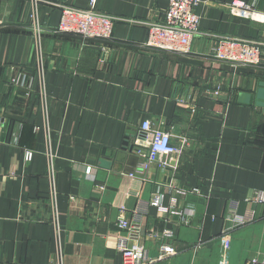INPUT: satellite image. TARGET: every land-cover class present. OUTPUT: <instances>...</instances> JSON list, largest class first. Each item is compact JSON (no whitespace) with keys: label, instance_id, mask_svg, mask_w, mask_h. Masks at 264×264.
<instances>
[{"label":"crops","instance_id":"obj_1","mask_svg":"<svg viewBox=\"0 0 264 264\" xmlns=\"http://www.w3.org/2000/svg\"><path fill=\"white\" fill-rule=\"evenodd\" d=\"M233 1L205 0L191 52L175 54L146 45L168 0H98L115 18L107 39L57 31L62 6L86 0H41L40 83L29 0H0V264H54L50 164L62 264H119L122 239L147 264H220L226 229L230 264H264V55L257 66L213 55L219 36L264 46V24L234 16ZM145 120L182 148L167 165L141 166ZM159 193L172 211L151 205ZM165 243L176 253L158 259Z\"/></svg>","mask_w":264,"mask_h":264},{"label":"built area","instance_id":"obj_2","mask_svg":"<svg viewBox=\"0 0 264 264\" xmlns=\"http://www.w3.org/2000/svg\"><path fill=\"white\" fill-rule=\"evenodd\" d=\"M86 8H76L74 6H62L60 23L57 31L63 33L77 34L83 38L107 39L111 38L114 27V16L105 14L96 10L98 0H86ZM205 0H168L164 20L153 22L148 25L149 36L146 45L159 50L175 53L188 54L191 52L194 38L200 34L201 14L197 11L198 7ZM29 20L30 28L36 35V53H37V76L39 82H43L45 73V64L43 61V51L41 47V34L43 27L41 24L40 4L41 0H29ZM231 13L241 19H249L264 24V10L258 8L254 3L247 0H234L230 5ZM213 55L216 59L228 62L235 66L253 65L261 63L264 55V46L260 42L242 39L233 36H219L213 49ZM17 81V80H14ZM40 96L47 113L45 92L43 85L40 87ZM219 94L220 90H215ZM48 133V124L44 125ZM49 134V133H48ZM135 149L141 154L145 161L142 167L148 168L150 164L160 163L167 165L166 158L180 154L181 146L173 143L171 133L164 129H155L150 120H145L140 128L139 134L134 139ZM34 151L25 150V160L30 161ZM54 157L52 154H48ZM88 175L92 174V167L86 169ZM49 179L52 184L51 191V210L52 226L56 240V258L54 264H62V246H61V225L58 218V208L56 204V190L54 185L55 170L52 164L48 168ZM186 190H181L185 193ZM257 203H264V192L256 195ZM151 205L159 208L160 211L168 213L171 210L162 202L161 193L156 194ZM241 223L247 221V218L239 220ZM119 225L122 228H131L132 225L125 218H120ZM165 238L173 236L172 230H165ZM232 237L230 229L223 232L221 260L220 264H230V250ZM122 252V261L119 264H147L151 261L146 249L139 244L129 245L126 240L120 242ZM176 249L170 243L161 245L158 259L165 258L167 255L175 254Z\"/></svg>","mask_w":264,"mask_h":264},{"label":"water","instance_id":"obj_3","mask_svg":"<svg viewBox=\"0 0 264 264\" xmlns=\"http://www.w3.org/2000/svg\"><path fill=\"white\" fill-rule=\"evenodd\" d=\"M219 98H222V99H227L226 96H219Z\"/></svg>","mask_w":264,"mask_h":264}]
</instances>
